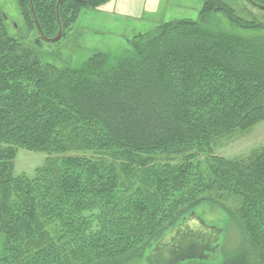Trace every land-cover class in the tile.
<instances>
[{
  "label": "trees",
  "instance_id": "obj_1",
  "mask_svg": "<svg viewBox=\"0 0 264 264\" xmlns=\"http://www.w3.org/2000/svg\"><path fill=\"white\" fill-rule=\"evenodd\" d=\"M109 1L64 0L63 36L81 9ZM31 2L53 38L57 0ZM202 2L197 21L161 23L77 69L39 59L27 0L28 44L0 11V264H123L220 197L248 252L180 264H264V147L213 156L219 138L264 121V40L239 34L264 31V10ZM20 150L46 156L33 176L14 172Z\"/></svg>",
  "mask_w": 264,
  "mask_h": 264
},
{
  "label": "rangeland",
  "instance_id": "obj_2",
  "mask_svg": "<svg viewBox=\"0 0 264 264\" xmlns=\"http://www.w3.org/2000/svg\"><path fill=\"white\" fill-rule=\"evenodd\" d=\"M19 1L0 0V11L4 15L9 35L22 38L28 44L37 37V33L35 30L27 33ZM202 5V0H110L97 10L81 9L76 21L68 25L64 36L55 43L42 41L36 54L42 62L54 67L77 69L98 52L111 56L121 55L134 35L149 32L161 23L197 21ZM253 13L258 17L257 12ZM260 15L262 16L259 19L264 22V13ZM239 34L264 40V31H241ZM263 147L264 121H261L246 131L219 138L213 143V156L246 158ZM45 158L44 154L20 150L14 163V172L33 176L35 170L43 165ZM176 163L177 161L173 162V166ZM216 200L201 204L192 212L200 216L207 225L222 228L219 242L210 254L219 263L225 256L232 257L243 251L248 252L249 246L245 242L240 222L230 214L235 209L234 205H230L224 197ZM156 244L141 257L128 259L123 264H145V256Z\"/></svg>",
  "mask_w": 264,
  "mask_h": 264
},
{
  "label": "water",
  "instance_id": "obj_3",
  "mask_svg": "<svg viewBox=\"0 0 264 264\" xmlns=\"http://www.w3.org/2000/svg\"><path fill=\"white\" fill-rule=\"evenodd\" d=\"M31 15L38 33L43 42L55 43L63 36V29L59 18V7L64 0H57L55 5V15L57 20L58 31L53 38H46L37 21L31 0H27ZM82 3L84 0H72ZM254 7L264 10V7L248 0ZM181 228V235L184 234L180 243L174 242L170 245L176 229L164 235L159 243L147 255L148 264H180L186 261H206L215 244L218 243L219 237L223 232L222 228L207 225L200 216L191 212L188 217L183 218L178 226ZM186 232V233H185ZM197 236V237H194Z\"/></svg>",
  "mask_w": 264,
  "mask_h": 264
},
{
  "label": "flooded vegetation",
  "instance_id": "obj_4",
  "mask_svg": "<svg viewBox=\"0 0 264 264\" xmlns=\"http://www.w3.org/2000/svg\"><path fill=\"white\" fill-rule=\"evenodd\" d=\"M196 215V214H195ZM196 216H198V215H196ZM185 218V217H184ZM183 220V219H182ZM203 220V219H202ZM204 221V220H203ZM182 222V221H181ZM180 222V223H181ZM205 222V221H204ZM180 223L177 225V226H175L174 228H172L168 233H170L173 229H176V231H175V233H174V236L172 237V239H171V242H170V245L171 244H173L174 242H176V243H180V241H181V239L183 238V236H184V234H180L181 233V228H179L178 226L180 225ZM167 233V234H168ZM186 233V232H185ZM194 237H197V236H194ZM215 246V245H214Z\"/></svg>",
  "mask_w": 264,
  "mask_h": 264
},
{
  "label": "bare ground",
  "instance_id": "obj_5",
  "mask_svg": "<svg viewBox=\"0 0 264 264\" xmlns=\"http://www.w3.org/2000/svg\"><path fill=\"white\" fill-rule=\"evenodd\" d=\"M220 19V18H219Z\"/></svg>",
  "mask_w": 264,
  "mask_h": 264
}]
</instances>
